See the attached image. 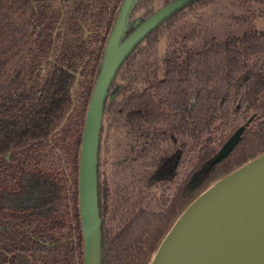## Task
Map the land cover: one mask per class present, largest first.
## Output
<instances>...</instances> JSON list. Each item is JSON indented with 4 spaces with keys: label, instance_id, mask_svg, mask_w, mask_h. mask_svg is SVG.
<instances>
[{
    "label": "trees",
    "instance_id": "1",
    "mask_svg": "<svg viewBox=\"0 0 264 264\" xmlns=\"http://www.w3.org/2000/svg\"><path fill=\"white\" fill-rule=\"evenodd\" d=\"M251 1L264 6V0ZM121 2L0 0V264H83L79 152ZM153 3L138 0L131 17H145ZM163 27L148 36V44ZM185 54L182 60L171 54L164 78L141 81L143 88L127 75L128 59L118 77L129 84L120 99L106 104V128L168 122L169 131L150 134L152 165L169 157L165 144L174 141L187 152L191 170L161 214L144 208L137 215L106 214L98 188L102 264H150L201 193L264 153V28ZM239 126L238 144L213 162ZM98 174L100 179V169Z\"/></svg>",
    "mask_w": 264,
    "mask_h": 264
},
{
    "label": "water",
    "instance_id": "2",
    "mask_svg": "<svg viewBox=\"0 0 264 264\" xmlns=\"http://www.w3.org/2000/svg\"><path fill=\"white\" fill-rule=\"evenodd\" d=\"M138 0H122L108 35L87 106L78 165V209L83 264H102L98 162L104 107L126 58L149 32L194 0H175L144 20L131 19ZM134 27L130 32L129 29ZM243 126L224 142L213 162L238 144ZM264 241V153L215 181L178 217L150 264H250Z\"/></svg>",
    "mask_w": 264,
    "mask_h": 264
},
{
    "label": "flooded vegetation",
    "instance_id": "3",
    "mask_svg": "<svg viewBox=\"0 0 264 264\" xmlns=\"http://www.w3.org/2000/svg\"><path fill=\"white\" fill-rule=\"evenodd\" d=\"M163 1L154 0L153 6H155V9L153 11L147 13L145 17L141 13L139 14V12H136V15H133L131 19L139 18L141 15V20H144L155 13L159 8L175 0ZM210 1L211 0L192 1L173 13L169 18L149 32L119 68L111 84L106 104L109 99L117 98L118 95V99H120L122 95V93L120 95L121 90H124V86L126 87L129 84L128 81L124 80L121 76L118 77L119 72L128 59H132V63L128 69H125L127 75L134 79L133 86L143 88L142 82L144 81L164 78L167 59L171 58L169 57L171 54H177L178 60H182L186 57V52L180 57L181 52L183 50H189L190 48L178 44V33L182 27V24L179 25L178 23H180L179 21L186 12ZM262 12L263 8L259 9V14ZM162 25H164V27L161 29V35H159L158 39L153 44H151V42L148 44V36ZM133 28L134 27H131L128 32ZM163 38L166 40L164 56L160 60L155 56L151 61H146L136 66L137 58L139 56H147L157 48L159 49ZM141 46H145V49H140L139 47ZM140 50H142V52H140ZM130 86L128 88H130ZM106 104L100 131L98 162V173L100 169V179L98 174V181L103 212L108 214L110 211H113L116 214L124 215L133 211L135 212L134 215H137L138 212L144 208L147 212L155 214L166 213L170 208L178 188L189 172L188 171L184 177L182 175L179 181L174 179V176L179 170H183L187 168V165H190L189 162L186 161L187 152L183 150L184 148L180 143L169 141L165 144V147L169 149V157L162 160V162H158V165H152L150 156L152 154L151 150L153 145L151 144L150 134L169 131V123L152 124L138 121L134 125L106 128L104 127ZM125 130L132 132L134 136H131L133 140L128 141V143L131 144H127L123 148L121 146L123 142L119 141V137L113 134ZM138 130L141 131V134ZM113 138L115 141L111 144ZM127 148H130L132 151L126 152ZM123 149H125V151H123ZM119 229L120 228H117V230Z\"/></svg>",
    "mask_w": 264,
    "mask_h": 264
},
{
    "label": "rangeland",
    "instance_id": "4",
    "mask_svg": "<svg viewBox=\"0 0 264 264\" xmlns=\"http://www.w3.org/2000/svg\"><path fill=\"white\" fill-rule=\"evenodd\" d=\"M264 6L261 3L247 0H211L197 8L185 13L183 18L179 21V25L182 24V29L178 33V44L194 50H201L204 44L219 40L224 41L230 37L240 36L248 31L261 30L264 28V11L259 14V9ZM141 15L137 20H141ZM192 35V37H191ZM166 40H161L159 49L151 52L147 56H139L137 58L136 66L143 62L151 61L154 57H158L159 60L164 56ZM186 51H182V54ZM184 55V54H183ZM141 134V131L138 130ZM119 137V141H122L121 146L131 144L128 141L133 140L134 134L130 131H123L120 133H114ZM114 138L111 144L114 142ZM193 139L189 138V142L192 143ZM125 151V149H123ZM132 151L130 148L126 149V152ZM117 155V154H116ZM194 163V157L191 158ZM191 166L187 165V168L179 170L174 176L176 181L186 175L190 171Z\"/></svg>",
    "mask_w": 264,
    "mask_h": 264
},
{
    "label": "bare ground",
    "instance_id": "5",
    "mask_svg": "<svg viewBox=\"0 0 264 264\" xmlns=\"http://www.w3.org/2000/svg\"><path fill=\"white\" fill-rule=\"evenodd\" d=\"M250 264H264V241L260 247L253 253V259Z\"/></svg>",
    "mask_w": 264,
    "mask_h": 264
}]
</instances>
